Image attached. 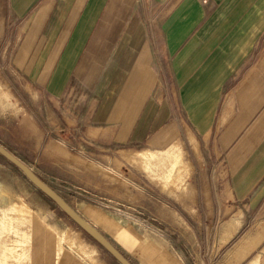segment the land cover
<instances>
[{"label": "crops", "instance_id": "crops-1", "mask_svg": "<svg viewBox=\"0 0 264 264\" xmlns=\"http://www.w3.org/2000/svg\"><path fill=\"white\" fill-rule=\"evenodd\" d=\"M10 97L15 139L86 174L77 207L0 146L131 264H195L152 233L151 204L197 229L195 260L263 261L264 0H0V105ZM5 166L0 217L20 221L25 264H114Z\"/></svg>", "mask_w": 264, "mask_h": 264}, {"label": "rangeland", "instance_id": "rangeland-1", "mask_svg": "<svg viewBox=\"0 0 264 264\" xmlns=\"http://www.w3.org/2000/svg\"><path fill=\"white\" fill-rule=\"evenodd\" d=\"M11 71L12 70L9 69V73ZM8 79H14V76L9 75ZM0 102L2 103L3 101L1 100ZM16 107V101L13 99V97L8 98L7 107H2L0 105V142L7 145V147L18 156L28 160L31 164L30 166H32L35 172L40 174L45 179V181L52 188H54V190L60 193L61 196L66 198V200H68L73 206L77 207V204L79 202V193H83L81 189H85L86 187V174L85 177L84 174L79 173L71 175V173L68 172L70 170H67L66 172L61 165L60 166L63 170L61 169V167H58L51 162L39 163L38 157H35V155L32 154V152H29V150L26 148V146H28L27 144L29 143L20 140L19 137L18 140L15 139L16 135L14 134V131L17 130V120L15 118H10V120L4 121V115L6 111H14ZM21 130L22 126L20 125V129L17 130L19 132V135H22ZM9 132L13 134H10ZM21 144H23L24 146ZM33 145H35L34 142ZM0 161L6 165L5 167L12 174H15L17 179L19 178V181H21L26 189L36 193L37 197L46 205H48L51 210L58 209L50 199H48L33 185H31V183L27 181L23 174H21V172H19L6 159L0 156ZM140 169L141 167L135 164L132 165V168H129L130 171H140ZM117 171L119 173L123 171L128 172L127 168L121 163L118 164ZM151 188L152 190H155L153 186H151ZM156 189V191L158 192V187ZM152 193L154 192L152 191ZM176 198L180 201L181 197ZM92 199H95V197H93ZM159 207L160 206L158 204H151L149 210V212L151 213H149V215L147 214L152 226L150 228V230H152V233L168 236V238H170L176 248L187 258V260L192 261L195 264H228V262H225L223 260H210V263H208V261L204 259L195 260L198 254L200 257H203L205 256L206 252V245L204 246L205 251H203L202 249L201 253L198 252V246L195 238L197 235L195 233L197 232V229L187 230L186 228L178 226V222L175 218L171 216L165 218L162 216V214H159ZM19 223V220L0 217V264H25V260H23L25 254V245L23 244L24 239L20 231L22 227ZM257 231H260V228L254 227L249 231L247 236L250 237ZM247 250H249V248ZM104 254L110 257L109 254H107L105 251ZM244 254L245 253H242L239 256H236L235 261L230 262L229 264H236L240 259H242L241 257H243ZM253 257L254 253L251 255L248 263L246 264H254L255 261L253 260ZM110 259L114 264H118L111 257ZM261 259L262 258L259 259L258 264H264V257L263 261Z\"/></svg>", "mask_w": 264, "mask_h": 264}, {"label": "water", "instance_id": "water-1", "mask_svg": "<svg viewBox=\"0 0 264 264\" xmlns=\"http://www.w3.org/2000/svg\"><path fill=\"white\" fill-rule=\"evenodd\" d=\"M0 156L6 159L38 191L50 199L60 212L77 225L86 235L101 246L118 264H131L100 232L79 216L58 194L42 182L32 170L0 146Z\"/></svg>", "mask_w": 264, "mask_h": 264}, {"label": "bare ground", "instance_id": "bare-ground-1", "mask_svg": "<svg viewBox=\"0 0 264 264\" xmlns=\"http://www.w3.org/2000/svg\"><path fill=\"white\" fill-rule=\"evenodd\" d=\"M255 240H256V239H255ZM248 244H249V243H248ZM256 244H257V242H256ZM256 244H255V246H256ZM246 247H247V246H246ZM246 247H245V248H246ZM248 248H249V247H248ZM248 248H247V249H248ZM242 252H243V251H242ZM240 253H241V252H240ZM240 253H239V255H240ZM243 253H244V252H243ZM235 254H236V253H235ZM237 255H238V254H237ZM233 256H234V255H233ZM241 258H242V257H241Z\"/></svg>", "mask_w": 264, "mask_h": 264}]
</instances>
